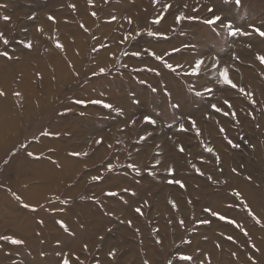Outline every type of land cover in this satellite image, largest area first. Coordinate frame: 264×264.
Listing matches in <instances>:
<instances>
[{
    "label": "rangeland",
    "instance_id": "1",
    "mask_svg": "<svg viewBox=\"0 0 264 264\" xmlns=\"http://www.w3.org/2000/svg\"><path fill=\"white\" fill-rule=\"evenodd\" d=\"M257 28L264 0H0V264H264Z\"/></svg>",
    "mask_w": 264,
    "mask_h": 264
},
{
    "label": "snow or ice",
    "instance_id": "2",
    "mask_svg": "<svg viewBox=\"0 0 264 264\" xmlns=\"http://www.w3.org/2000/svg\"><path fill=\"white\" fill-rule=\"evenodd\" d=\"M236 3L239 4V3H240V0H236ZM211 11H212V9L210 8V9H209V12H211ZM93 15H95V14L93 13ZM4 19L7 20V19H9V17L5 16ZM113 19H115V17H113ZM177 19H180V17H178ZM189 19H191V17H189ZM218 21H221V17H220V16H214V17L211 18V19L204 20L203 23L208 24V25H213V24H215V23L218 22ZM157 22H159V21H157ZM227 27L231 28V24L227 25ZM255 30L259 33L260 36L264 37V31H261L259 28L255 29ZM238 32H239V30L236 29V30H232V31H230L229 34H230V35H236ZM0 40H3V43H4L5 45L8 44V40L4 38V36H3L2 33H0ZM57 46H58V47H62V46H60V45H57ZM27 47H31V44L29 43V44L27 45ZM3 55H4V56H8V53H7V52H4ZM158 58H159V57H158ZM258 58H259L262 62H264V57H258ZM202 63H203L202 60H197V61H196V63H195V67H194V69H193V74H197V73L199 72V69H200ZM168 67L171 68L172 66H171V65H168ZM101 71L103 72L104 70L101 69ZM221 75H222L223 78H224V79H223V83L231 84L233 87H235V85L232 84V81L228 79L226 70H225V72H223ZM0 95H3V93L0 92ZM17 95H19V93H17ZM197 95H199V93H197ZM77 103H83V101H77ZM92 103H95V104H102L103 101L96 100V101H92ZM103 106L106 107V108H112V105H110V104H103ZM213 107H215V106H213ZM217 110L219 111V109H217ZM150 119H151L150 117H145V120H150ZM181 127H183V126L181 125ZM98 143H99V141H98ZM181 150H182V149H181ZM209 151H211V149H209ZM30 155H31V153H30ZM131 167L134 168L135 165H131ZM93 179H99V178H98V177H94ZM177 183H180V182L177 181ZM181 186H182V185H181ZM24 206H25V207H28V205H24ZM137 211L139 212V209H137ZM213 215H217V213H213ZM220 218H221V219H224V217H220ZM60 223H61L62 226H63V222H60ZM65 230H67L66 227H65ZM0 240H8V241H10V242L13 243V244H23V243H24L23 240L16 239V238H13V237H9V236H2V237H0ZM111 254H112V253H110V255H111ZM182 259L188 260V259H191V258H190V257H182ZM63 264H69V260H68L67 258H65L64 261H63ZM170 264H171V262H170Z\"/></svg>",
    "mask_w": 264,
    "mask_h": 264
},
{
    "label": "bare ground",
    "instance_id": "3",
    "mask_svg": "<svg viewBox=\"0 0 264 264\" xmlns=\"http://www.w3.org/2000/svg\"><path fill=\"white\" fill-rule=\"evenodd\" d=\"M60 74L63 75V76H66V75H65L66 72H64V74H63V73H60ZM2 104H3V103H2ZM0 109H3V108H0ZM71 162L74 163L73 169H74V167L77 168V167H76V164H77V163H76L74 160H72ZM78 163H79V162H78ZM41 176H43V174H42ZM43 177H44V176H43ZM35 190H37V189H35Z\"/></svg>",
    "mask_w": 264,
    "mask_h": 264
}]
</instances>
